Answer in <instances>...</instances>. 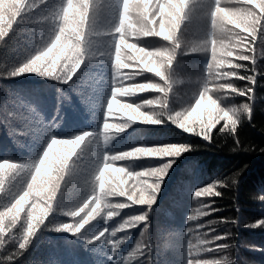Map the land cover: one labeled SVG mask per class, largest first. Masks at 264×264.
Listing matches in <instances>:
<instances>
[{
	"label": "trees",
	"instance_id": "trees-1",
	"mask_svg": "<svg viewBox=\"0 0 264 264\" xmlns=\"http://www.w3.org/2000/svg\"><path fill=\"white\" fill-rule=\"evenodd\" d=\"M207 1L209 0H195L191 19L185 20L186 23L181 25L177 34L181 47L172 64L173 79L176 82L168 94L167 112L174 113L194 106L207 77L209 53L190 51L192 46L200 44L210 35L208 13V19L203 21L206 27L203 33L201 27L196 25L203 19L199 10L204 4H207L208 7L205 8L208 12L212 7L213 0H210V6ZM32 2L36 5L34 10L21 20L17 18L19 21L13 26L12 32L0 41V121H3L0 123V162L11 161L36 166L51 139H71L86 132L94 135L88 138L72 158L71 170L61 183V191L53 210L31 239L27 249L19 250L18 247L25 230V224L21 222L5 238V245L0 249V264H142L143 260H150L151 264H186L187 240L191 239L195 243L196 235L204 239H212L216 235L227 237L212 245L215 247L216 244H227V248L201 253V259L226 258L234 261V264H264V226H246L264 220V200L260 199L264 196V152L260 151L264 149V41L258 36L255 42V73L251 71L253 65L250 61H237L249 69L240 70L241 75H257L254 101L234 94L225 98V92L221 90L209 93L213 99L221 98V106L225 108L239 107L243 103L252 104L251 120L244 114L237 125L235 136L239 137V145L227 129L221 131L224 121L212 130L211 141H206L199 135L181 130L168 121L167 115L163 118L164 122L156 125L137 119L106 145L102 125L106 118V105L113 91V36L93 37L92 51L96 55L86 60L67 83L38 73L11 75L50 45L60 23L55 14L65 4V0ZM112 2L116 15L109 26L101 27L97 22V14L96 27L100 32L110 33L119 21L120 0ZM192 2L193 0H189L190 5ZM95 3L100 4L98 0ZM154 6L155 0L150 7ZM240 6L236 3L235 7ZM221 7L224 5L221 4ZM256 10L259 12V9ZM131 22L135 23L134 15ZM192 27L195 28L194 31ZM105 37L109 38L110 47H104ZM142 37L131 36L128 42L150 50L170 46L168 41H162V37H143V40ZM124 51L129 55L135 54L133 49L125 48ZM191 62L198 64L196 76L189 69ZM232 79L230 82H220L231 83L237 88L252 86L248 81ZM147 81L163 83L154 73L145 71L133 80L125 81V84ZM162 95L156 91H144L120 99L126 103L143 104L146 99ZM150 110L148 107L141 108L143 112ZM156 110H160L158 106ZM210 111L206 101L201 109L202 117L207 118ZM114 112L115 115L109 117V123H120L127 119L120 111ZM110 131L115 132V129ZM168 144L191 146V150L176 158H135L117 162V166H126L130 171L136 172L159 167L169 160L174 161L162 180L150 211L146 205H136L120 211L112 219L104 212L78 234L57 230L65 224L74 223L75 220L68 213L77 209L97 191L95 176L107 154L122 153L139 146ZM30 175L31 168H25L8 183L5 192L0 193V210L9 206L26 188ZM233 179L236 180L235 184ZM214 181H223L229 185H217V190L222 193L220 197L193 198L197 189ZM110 200L118 202L124 198L113 197ZM202 204H211L218 211L204 209L211 214L201 216L196 221L188 220ZM143 212L148 213L147 233L141 235L145 223L130 230L118 231L126 219ZM199 224L205 227L199 232L187 233V228L195 229ZM98 236L100 238L97 239ZM140 241L150 246V253L129 260L128 257ZM18 251H21L20 255H16Z\"/></svg>",
	"mask_w": 264,
	"mask_h": 264
},
{
	"label": "snow or ice",
	"instance_id": "snow-or-ice-1",
	"mask_svg": "<svg viewBox=\"0 0 264 264\" xmlns=\"http://www.w3.org/2000/svg\"><path fill=\"white\" fill-rule=\"evenodd\" d=\"M45 0H41V3ZM233 2V0H229ZM240 4V7H221V0H213L212 7L208 12L211 22L210 35L200 44L192 46V52H207L210 55V62L206 66L207 77L204 80L202 90L198 93L194 106H189L182 111L167 112L168 121L174 123L186 133L201 136L206 141H211L212 130L221 121H224L221 131L227 129L229 134L234 135L237 145L240 144L238 136H235L237 125L240 122V109L235 107L225 108L221 106L220 99H213L209 95L214 89L225 92V98L235 94L247 97L249 101H254V86L257 83V75H241L240 70L249 69L243 63L237 61H250L253 65L251 71L255 73L256 52L255 42L259 36L264 41V0H234ZM135 8H131V5ZM120 0L119 21L110 33L100 32L96 27V18L98 14V5L95 0H65L64 6L55 16L60 23L55 30V34L50 45L46 46L40 54L35 55L28 62L20 66L11 75H22L26 73H38L41 76L54 78L62 82L71 81L77 70L86 60L92 59L96 53L92 51L94 45V36L111 35L113 36V46L111 56L114 60V79L113 91L108 104L106 105V118L102 125L103 139L107 134L115 137L124 132L121 126L126 123L135 122L136 117H129L133 108L141 111V108L148 107L151 110L145 113L141 122L146 124H161L164 120L150 118V114L168 105V94L171 92L173 84L172 64L175 60L177 51L181 47L178 33L185 20H190L192 11L195 8V0L189 4V0ZM36 5L32 0H0V41L6 38L13 30L22 17L34 10ZM256 9H259L257 12ZM135 13V23L131 22V17ZM247 14L248 20L255 25L250 27L244 24H232L230 27L238 34V43L229 49L221 46L216 37L215 21L223 17L225 21L235 17ZM19 18V20L17 19ZM239 31H236V30ZM162 37L168 41L170 46L147 49L138 47L137 44L129 43V37ZM59 37V40H57ZM55 46H53V42ZM129 45L134 47L129 48ZM135 50L134 55H129L124 49ZM50 49V50H49ZM103 53H101L102 55ZM128 61V62H126ZM139 69L138 71H127L125 69ZM154 73L163 83L147 81L144 83L125 84V81L133 80L143 72ZM236 78L242 81H248L250 87L237 88L231 83H221L220 81ZM216 82L213 84V82ZM210 85L212 87L210 88ZM156 91L162 93L154 99H146L143 104H131L122 102L120 98L128 97L137 92ZM199 101V103H197ZM207 101L211 108L207 118L201 114L202 106ZM251 120L252 104L243 103L240 105ZM114 110H118L127 119L120 123H109V117L115 115ZM3 123V121H0ZM115 129V132L110 130ZM93 133L86 132L75 138H53L43 153L38 165H23L17 162H0V193H4L8 183L14 179L25 168H31L30 181L13 200V202L0 210V216L4 219V231L0 232V249L5 245V238L12 232L17 224L24 222L25 230L19 243V250H26L31 239L43 225L53 205L61 191V183L65 176L70 172L72 158L77 155L78 149L88 140ZM51 145V147H49ZM63 149L61 152L59 150ZM191 150V146L180 144H168L161 146H139L132 150L122 153L107 154L102 167L95 176L98 185L97 191L77 209L68 213L74 220V223H68L57 229L59 231H72L78 234L92 220L107 212L109 219L114 218L120 211L131 208L136 205L147 206L150 211L151 205L155 203L156 194L159 192L163 178L171 167L172 160L166 161L159 167L149 168L142 171H130L126 166H117V162L126 161L135 158H176L186 151ZM264 152V149H260ZM47 152V155L45 153ZM138 152L137 155L129 158L123 153ZM43 161V164H41ZM105 165L109 167L105 168ZM39 168V172L37 169ZM51 176H48V171ZM103 171V175H101ZM238 175V174H237ZM35 177V180H33ZM103 181L104 186L101 187ZM131 182V183H130ZM236 180L233 179V184ZM228 187L223 181H214L212 184L197 189L194 193V199L201 197H220L222 193L217 190V185ZM47 185V190H43ZM28 196L20 201V197L25 193ZM37 193H40L39 195ZM113 197L124 198L123 201L114 202L110 200ZM264 200V196L260 197ZM17 201L23 204V210L16 215L19 207ZM99 204V207L97 205ZM204 209H213L211 204H202L194 210V214L188 217L190 221H196L201 216H208L210 211ZM148 213L143 212L130 216L118 229V231L130 230L145 223L144 233L148 232L146 222ZM83 225V226H81ZM249 227L264 226V220ZM205 225L199 224L195 229L187 228V233L199 232ZM214 231V230H213ZM103 235V234H101ZM115 235V233H113ZM200 235L195 236V243L191 239L187 240L186 264H225L224 260L219 259H201V253L217 252L228 247L227 244L212 245L216 241L226 239V236L216 235L212 239H200ZM100 238L99 236L97 239ZM119 245H116L118 247ZM148 249V252H145ZM150 253V246L143 241L138 242L135 251L129 260L147 256ZM18 251L16 255H20ZM142 264H151L150 260H143Z\"/></svg>",
	"mask_w": 264,
	"mask_h": 264
},
{
	"label": "clouds",
	"instance_id": "clouds-1",
	"mask_svg": "<svg viewBox=\"0 0 264 264\" xmlns=\"http://www.w3.org/2000/svg\"><path fill=\"white\" fill-rule=\"evenodd\" d=\"M71 3H72V0H69V4H71ZM214 23H215V28H216L217 40L220 42L221 46L224 47L226 50L233 47L236 43H238V34L235 33L228 26L229 23H232V24L239 23V24L248 25V26L253 27V28L255 27V25L248 20L247 14H241V15H239V16L235 17L234 19H231L227 22L225 21V19L223 17H221L218 20H216ZM57 40H59V37H57ZM55 43L56 42L54 41L53 46H55ZM132 47H134V46L129 45V48H132ZM197 103H199V101H197ZM167 107H168V105H167V103H165L164 107L161 108L159 111H155V112L151 113L150 118H157V119L163 120L164 116L168 115V113L166 111ZM235 108L240 109L239 115H240V119H241L242 116L244 114H246L245 111L243 110V108L241 106L235 107ZM128 115H129V117H136V119L142 120L143 117L145 116V113L139 111L137 108H133L132 111ZM121 127L124 129H127L128 127H130V123H126V124L122 125ZM113 138L114 137H110L106 134L105 138H104L105 144L107 145ZM49 147H51V145ZM59 151L63 152L64 150L61 149ZM137 154H138V152L123 153L124 156L129 157V158H131ZM45 155H47V152L45 153ZM41 164H43V161H41ZM107 167H109V166L105 165V168H107ZM37 172H39V168L37 169ZM47 175L51 176L50 170L48 171ZM101 175H103V171H102ZM33 180H35V177H33ZM103 186H104V184L102 181L101 187H103ZM47 187H50V185H47L43 190L46 191ZM37 194L39 195L40 193H37ZM26 196H28L27 192L24 194V196L20 197V201H23ZM20 201H17V205H19V207L16 210L17 216L19 215L20 211L23 210V204H21ZM97 207H99V204L97 205ZM81 226H83V225H81ZM3 231H4V219L2 216H0V232H3ZM200 239L203 240V237H200ZM225 264H234V261L226 260Z\"/></svg>",
	"mask_w": 264,
	"mask_h": 264
},
{
	"label": "rangeland",
	"instance_id": "rangeland-1",
	"mask_svg": "<svg viewBox=\"0 0 264 264\" xmlns=\"http://www.w3.org/2000/svg\"><path fill=\"white\" fill-rule=\"evenodd\" d=\"M98 2L100 4L98 5V18H97V22H98V24L101 27L104 28V27L109 26L110 23H111V21L114 19L115 15H116V8L114 7L112 0H98ZM207 2H209V6H210V0L207 1ZM228 2H229V0H227L226 2H225V0L224 1L221 0V4L224 5V6H226V5L231 6V7H235L236 6V3L235 2H229V3ZM226 3H228V4H226ZM205 7H208L207 4H204V7L201 10H199V15L203 14L202 15V18L203 19H202L201 23L199 21L196 23V25H198L199 27H201V29H202L201 32L202 33L206 29L205 22L208 19V16H207L208 10ZM131 8L134 9L135 8V5L134 4L131 5ZM204 8H205V10H204ZM133 15L135 16V13ZM204 20H205V22L203 23ZM192 28H193V31H194L195 28L194 27H192ZM108 39H109L108 37H105L103 39V45H104V47H110V43H109ZM156 41H158V40H156ZM196 65H198L196 62H191L189 64V69L191 71V74H193V75H195V73H197V66ZM195 82L196 83L198 82V80H196V78H195ZM194 89H195V87H194ZM217 91L218 90H216V89L213 88V90L211 92L212 93H215Z\"/></svg>",
	"mask_w": 264,
	"mask_h": 264
},
{
	"label": "bare ground",
	"instance_id": "bare-ground-1",
	"mask_svg": "<svg viewBox=\"0 0 264 264\" xmlns=\"http://www.w3.org/2000/svg\"><path fill=\"white\" fill-rule=\"evenodd\" d=\"M212 1V0H211ZM224 1V0H223ZM227 0H225V2H226ZM229 3V2H228ZM228 3H226V4H228ZM225 7V6H224ZM206 16V15H205ZM210 20V19H209ZM186 23V22H185ZM184 25H186V24H184ZM229 26V25H228ZM232 27V26H231ZM182 29H183V27H182ZM187 29V28H186ZM5 39V38H4ZM10 39V38H9ZM154 39V38H153ZM159 39V38H158ZM142 40H143V37H142ZM162 41H164V40H162ZM156 42H158V41H156ZM8 43V42H7ZM142 43V42H141ZM169 43V42H168ZM166 44V43H165ZM164 44V45H165ZM155 45V44H154ZM159 45V44H158ZM142 46V45H141ZM143 46H145V45H143ZM157 48V47H156ZM161 48H163V47H161ZM152 49V48H151ZM155 49V48H154ZM241 62V61H240ZM16 69V68H15ZM12 70V69H11ZM3 71V70H2ZM1 72V71H0ZM5 72V71H4ZM7 73V72H6ZM8 77V76H7ZM10 77V76H9ZM1 78V77H0ZM4 79V78H3ZM13 79V78H12ZM8 80V79H7ZM233 80V79H232ZM231 80H229V82H230ZM2 83H3V81H2ZM4 83H5V81H4ZM8 83V82H7ZM184 86V85H183ZM184 88V87H183ZM186 88V87H185ZM183 94V93H182ZM235 95V94H234ZM230 98V97H229ZM180 130V129H179ZM185 158H187V157H185ZM180 160L181 159H179V161L178 162H180ZM185 160V159H184ZM179 165V164H178ZM183 166V165H182ZM189 170V169H188Z\"/></svg>",
	"mask_w": 264,
	"mask_h": 264
}]
</instances>
